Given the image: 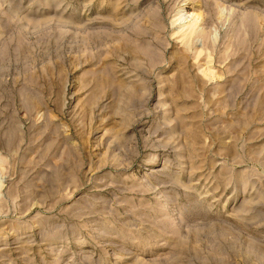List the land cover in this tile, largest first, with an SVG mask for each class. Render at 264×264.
<instances>
[{
    "label": "rangeland",
    "instance_id": "obj_1",
    "mask_svg": "<svg viewBox=\"0 0 264 264\" xmlns=\"http://www.w3.org/2000/svg\"><path fill=\"white\" fill-rule=\"evenodd\" d=\"M0 264H264V0H0Z\"/></svg>",
    "mask_w": 264,
    "mask_h": 264
}]
</instances>
